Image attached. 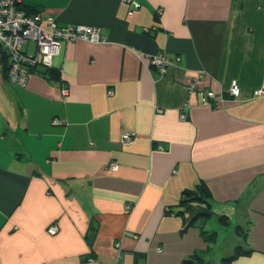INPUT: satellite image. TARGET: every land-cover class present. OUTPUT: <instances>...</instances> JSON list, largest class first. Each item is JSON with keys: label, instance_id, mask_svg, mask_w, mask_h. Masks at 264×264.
I'll list each match as a JSON object with an SVG mask.
<instances>
[{"label": "crops", "instance_id": "0c3cea01", "mask_svg": "<svg viewBox=\"0 0 264 264\" xmlns=\"http://www.w3.org/2000/svg\"><path fill=\"white\" fill-rule=\"evenodd\" d=\"M136 1L22 0L103 40L63 41L24 86L0 73V264H184L211 228L232 235L219 264L236 246L227 264H264V0ZM201 181L213 214L182 231Z\"/></svg>", "mask_w": 264, "mask_h": 264}, {"label": "built area", "instance_id": "2783aa9c", "mask_svg": "<svg viewBox=\"0 0 264 264\" xmlns=\"http://www.w3.org/2000/svg\"><path fill=\"white\" fill-rule=\"evenodd\" d=\"M123 1L129 5L128 14L140 6L136 0ZM21 4L22 0H0V73L5 71L8 80L13 84L24 86L28 72L33 66L51 67L52 57L58 52L63 41L81 39L98 42L103 40L96 27L79 23L60 26L53 19L42 20L39 12L27 14L21 8ZM31 45L33 50L29 51ZM171 61L163 53L151 56V64L160 73L164 72ZM187 90L196 93L200 104L214 105L223 100L221 93L209 89H197L195 81L187 85ZM62 92H66V89L63 88ZM261 92L263 90L254 91L255 94ZM227 93L232 98L238 96L239 87L235 81L230 83ZM180 116L184 117V114L181 113ZM54 123H60V121L55 119ZM130 141V133L125 132L121 135L123 145L129 144ZM157 147L162 148L161 145ZM110 167L116 169L118 166L112 162ZM46 231L54 234L57 226L51 224Z\"/></svg>", "mask_w": 264, "mask_h": 264}, {"label": "trees", "instance_id": "16d2710c", "mask_svg": "<svg viewBox=\"0 0 264 264\" xmlns=\"http://www.w3.org/2000/svg\"><path fill=\"white\" fill-rule=\"evenodd\" d=\"M24 11L27 14L36 12L29 10H24ZM2 73L7 78L5 71H3ZM209 198H210V190L203 181L199 182L192 189L182 190L178 202L179 209L176 211V213L181 215L184 219V226L182 231L185 230L187 227L196 225L198 221L203 223L209 217H211L213 211L211 209V204L208 201ZM218 221L221 225H224L227 223V217L225 215H219ZM201 234H203L204 238L209 241L213 239L215 231L209 230L205 232L204 230H201ZM247 252L248 251L242 250L239 246H236L235 250L231 255H228L221 259V263L227 264L232 258L237 256L238 254L247 253ZM183 262L184 264H204L206 263V260L203 259L201 256L193 254L187 259H184Z\"/></svg>", "mask_w": 264, "mask_h": 264}, {"label": "rangeland", "instance_id": "374dc122", "mask_svg": "<svg viewBox=\"0 0 264 264\" xmlns=\"http://www.w3.org/2000/svg\"><path fill=\"white\" fill-rule=\"evenodd\" d=\"M33 50V45L29 46V51ZM214 217L210 218L208 220V227L209 225H211V220H213ZM210 223V224H209ZM213 228L209 229L211 231ZM213 238H215V240H209L210 242V252L206 258V263L204 264H219L220 263V258L222 256L223 253V248H224V244L227 243V241L232 238V235H228L226 232L225 233H218L214 234Z\"/></svg>", "mask_w": 264, "mask_h": 264}]
</instances>
